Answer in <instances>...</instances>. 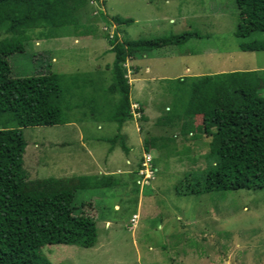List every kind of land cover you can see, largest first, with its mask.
<instances>
[{
  "label": "rangeland",
  "instance_id": "rangeland-1",
  "mask_svg": "<svg viewBox=\"0 0 264 264\" xmlns=\"http://www.w3.org/2000/svg\"><path fill=\"white\" fill-rule=\"evenodd\" d=\"M115 15L132 21L118 25L112 19ZM77 16L84 28L91 26L93 31L75 35L68 28L67 36L44 38L37 36L42 29L35 28L28 32L31 39L25 41L24 50L7 57L12 76L48 70L81 74L87 83L84 101L71 99L82 105L64 108L70 123L22 128L26 181L112 172L119 180L113 187L74 191L73 205L83 203L84 212L94 220L95 244L84 248L46 243L41 246L46 258L51 264H264V188L177 194L175 187L191 182L205 167L210 137L199 127L200 116L191 121L192 127L155 124L158 117L169 114L167 109L173 110L177 78L234 67L264 69V50L237 47L232 33L234 0H87ZM194 28L201 37L190 38L181 47L165 46L125 59L131 117L120 133L126 132L130 151L116 146L107 152L105 138L116 132L115 123L105 118L111 97L104 101L99 93L97 103L104 101L100 104L104 106L94 115L90 108L96 103L89 101L88 93L91 84L103 87L109 82L106 67L113 54L106 34L124 40ZM257 93L264 95V88ZM153 135L172 139L148 152L156 171L140 176L134 170L147 157L142 139Z\"/></svg>",
  "mask_w": 264,
  "mask_h": 264
},
{
  "label": "trees",
  "instance_id": "trees-1",
  "mask_svg": "<svg viewBox=\"0 0 264 264\" xmlns=\"http://www.w3.org/2000/svg\"><path fill=\"white\" fill-rule=\"evenodd\" d=\"M86 1L0 0V264H51L41 250L46 243L93 246L94 220L84 212L83 203L73 205L74 191L119 183L112 173L42 177L31 182L26 181L22 167L25 145L22 128L67 123L64 108L82 105L71 99L77 96L83 102L87 83L81 74L48 70L12 76L7 57L24 50V43L31 39V30L35 28L42 29L37 36L44 38L67 36L68 28L75 35L93 31L91 26L84 28L77 16ZM234 3L236 21L232 33L238 39V49L264 50V0H234ZM99 15L104 23H109L101 12ZM112 19L118 25L132 21L119 15ZM106 37L108 50L113 54L111 64L106 67L109 82L103 87L90 85L89 101L96 103L90 109L95 115L104 106L100 104L106 97H111L105 118L115 123L116 132L105 138L109 142L107 151L118 146L127 152L124 135L120 133L121 125L131 117L125 59L165 46L181 47L201 34L194 28L149 38L119 40L115 33ZM177 82L179 92L172 112L167 109L169 114L158 117L155 124L192 127L191 121L200 116L199 127L210 137L203 156L205 167L191 182L175 187L177 194L264 188V95L257 93L264 88V69L188 75L177 78ZM99 93L104 99L102 103H97ZM166 138L165 141L172 139ZM164 140L161 136H146L142 139V150L161 149ZM149 162L154 174L155 163L152 158ZM140 167L139 162L134 173ZM130 201L133 205L136 202L135 198Z\"/></svg>",
  "mask_w": 264,
  "mask_h": 264
},
{
  "label": "crops",
  "instance_id": "crops-1",
  "mask_svg": "<svg viewBox=\"0 0 264 264\" xmlns=\"http://www.w3.org/2000/svg\"><path fill=\"white\" fill-rule=\"evenodd\" d=\"M137 59V58H136ZM258 68V66H254V67H250V68H232V69H229L228 71H232V70H251V69H257ZM217 72H224V70H222V69H217V70H215V71H212V72H210V73H217ZM202 74V73H201ZM204 74V73H203ZM68 123H70V122H68ZM125 123V122H124ZM124 123L121 125V128L120 129H122L123 128V126H124ZM125 128V127H124ZM127 130V132H129V130H128V128H126ZM124 131V130H123ZM123 135H124V137L126 136V132H123L122 133ZM80 137V136H79ZM98 140H99V138H97ZM62 144H65V142H61ZM35 143H33V145H34ZM36 145V144H35ZM142 148V147H141ZM128 151H130V148H128L127 149V153H128ZM108 152V151H107ZM126 153V154H127ZM126 161H128V160H126ZM105 168V167H104ZM118 172V171H117ZM82 174H88V173H82ZM112 174H114L113 172H112ZM73 175H76V174H73Z\"/></svg>",
  "mask_w": 264,
  "mask_h": 264
},
{
  "label": "built area",
  "instance_id": "built-area-1",
  "mask_svg": "<svg viewBox=\"0 0 264 264\" xmlns=\"http://www.w3.org/2000/svg\"><path fill=\"white\" fill-rule=\"evenodd\" d=\"M147 157H144L143 158V160H142V162H141V165H142V167L143 168H140V169H138V173L139 174H141L142 172H143V174L144 173H147V171H146V169H147V167L148 168H150V163H149V156L148 155H146ZM153 171V169L151 168V171H150V173Z\"/></svg>",
  "mask_w": 264,
  "mask_h": 264
},
{
  "label": "clouds",
  "instance_id": "clouds-1",
  "mask_svg": "<svg viewBox=\"0 0 264 264\" xmlns=\"http://www.w3.org/2000/svg\"><path fill=\"white\" fill-rule=\"evenodd\" d=\"M144 153H147V155H148V152H144ZM144 153H143V154H144ZM142 160H143V159H141V161H140V166H141L140 168H143L142 165H141ZM149 163H150V162H149ZM150 166H151V165H150ZM140 168H139V169H140ZM146 171L150 173V171H151V167H150V168L147 167ZM137 172H138V171H137ZM151 174H152V172H151ZM138 175L142 176V175H143V172H142L141 174L138 173ZM148 177H149V176H148ZM145 179H147V176H146Z\"/></svg>",
  "mask_w": 264,
  "mask_h": 264
}]
</instances>
